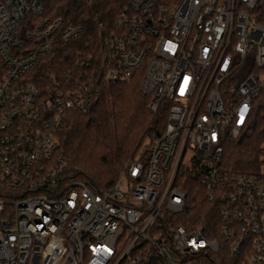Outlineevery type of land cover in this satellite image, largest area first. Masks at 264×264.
Returning a JSON list of instances; mask_svg holds the SVG:
<instances>
[{
  "label": "built area",
  "instance_id": "2783aa9c",
  "mask_svg": "<svg viewBox=\"0 0 264 264\" xmlns=\"http://www.w3.org/2000/svg\"><path fill=\"white\" fill-rule=\"evenodd\" d=\"M43 4L0 0V264H264V168L219 166L264 93V0H129L97 22L96 54L85 41L38 81L37 63L82 35ZM136 74L164 130L115 162L110 186L66 180L64 113ZM189 172L212 228L179 222Z\"/></svg>",
  "mask_w": 264,
  "mask_h": 264
},
{
  "label": "trees",
  "instance_id": "16d2710c",
  "mask_svg": "<svg viewBox=\"0 0 264 264\" xmlns=\"http://www.w3.org/2000/svg\"><path fill=\"white\" fill-rule=\"evenodd\" d=\"M129 0H44L43 14L61 17L82 27L77 41L61 44L38 62L32 78L39 81L44 67L67 65L74 51L89 41L97 53V22L109 28L116 14ZM141 76L129 82L104 84L85 109H70L63 115L58 131V154L64 159L66 180H87L99 187L110 186L117 176L116 161H124L145 138L153 139L164 130L167 112L154 115L149 96L140 90ZM110 96V99L108 98ZM219 166L229 173L254 175L264 168V93L254 99L250 118L236 138L227 135L222 144ZM186 195L180 223L214 227L213 204L193 172L178 181ZM227 264V256L221 258Z\"/></svg>",
  "mask_w": 264,
  "mask_h": 264
},
{
  "label": "rangeland",
  "instance_id": "374dc122",
  "mask_svg": "<svg viewBox=\"0 0 264 264\" xmlns=\"http://www.w3.org/2000/svg\"><path fill=\"white\" fill-rule=\"evenodd\" d=\"M148 142H149V140L147 138H145L144 140H142L141 146L148 144Z\"/></svg>",
  "mask_w": 264,
  "mask_h": 264
}]
</instances>
